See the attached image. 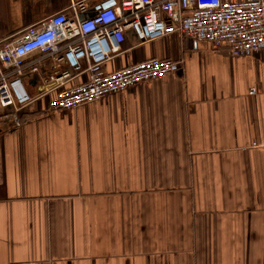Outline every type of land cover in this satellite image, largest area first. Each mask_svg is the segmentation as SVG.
<instances>
[{"label": "crops", "instance_id": "obj_1", "mask_svg": "<svg viewBox=\"0 0 264 264\" xmlns=\"http://www.w3.org/2000/svg\"><path fill=\"white\" fill-rule=\"evenodd\" d=\"M79 1L0 0V43ZM150 59L177 67L55 112L47 63L19 128L0 108V264H264V55L127 31L103 69Z\"/></svg>", "mask_w": 264, "mask_h": 264}, {"label": "built area", "instance_id": "obj_2", "mask_svg": "<svg viewBox=\"0 0 264 264\" xmlns=\"http://www.w3.org/2000/svg\"><path fill=\"white\" fill-rule=\"evenodd\" d=\"M71 10V19L53 15L14 42L0 43V108L15 128L21 126L18 112L33 102L25 79L47 63L52 72L42 81V96L55 95L48 112L72 111L175 70L174 61L150 59L106 73L103 67L121 53L127 31L140 44L176 34L208 43L213 51L227 49L233 57L264 55V0H103L91 14L82 0L72 2ZM82 73L88 81L70 86Z\"/></svg>", "mask_w": 264, "mask_h": 264}, {"label": "rangeland", "instance_id": "obj_3", "mask_svg": "<svg viewBox=\"0 0 264 264\" xmlns=\"http://www.w3.org/2000/svg\"><path fill=\"white\" fill-rule=\"evenodd\" d=\"M24 83H25V86L27 87V85H26L27 83L26 82H24Z\"/></svg>", "mask_w": 264, "mask_h": 264}]
</instances>
